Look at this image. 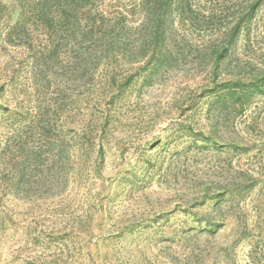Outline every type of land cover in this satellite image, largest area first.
Returning <instances> with one entry per match:
<instances>
[{"label": "rangeland", "instance_id": "374dc122", "mask_svg": "<svg viewBox=\"0 0 264 264\" xmlns=\"http://www.w3.org/2000/svg\"><path fill=\"white\" fill-rule=\"evenodd\" d=\"M94 4L52 53L0 0V264H264V0Z\"/></svg>", "mask_w": 264, "mask_h": 264}, {"label": "trees", "instance_id": "16d2710c", "mask_svg": "<svg viewBox=\"0 0 264 264\" xmlns=\"http://www.w3.org/2000/svg\"><path fill=\"white\" fill-rule=\"evenodd\" d=\"M18 1V0H15ZM36 3V6H38V10L41 13V18L43 19H37V21H43V24L47 26L49 29H51V34L48 35V39L50 41V49L51 52H54V41L53 37L56 38L64 36L69 40L76 39L79 37L80 42L78 43L80 49L83 50V52L90 51L93 47L96 46L98 42L106 43L107 45L110 44V40L107 39V36H105L103 33L100 32V30L103 29V25L101 22L102 19L97 16V12H94L95 9V0H34ZM152 5V8L155 11L159 8V14L158 16L155 15V21L158 23H161V21H164L166 18L167 9L174 5V0L172 3V0H143V5ZM259 2H255L250 6V8L247 10V17H250L251 14L255 11V9L258 7ZM245 15V17H246ZM25 14H21L19 19L15 22L14 25L10 27L11 31H19L23 27L24 22L29 21L26 20ZM45 16V18L43 17ZM102 16V14L100 15ZM99 19V20H98ZM243 23V20H241V24ZM242 26V25H241ZM240 27V26H239ZM103 38V39H102ZM154 41L156 43V46H159L160 42L164 43V34L163 32H157L156 35H154ZM49 49V50H50ZM226 51L223 49L220 53H224ZM83 62L86 63L84 60ZM85 75V74H83ZM261 84H251L249 88H242L240 92L237 94L233 90H229V97H234L236 95H239V97H242L246 101L251 96L254 95H260ZM209 119H212V117H209ZM206 193L198 194L193 198V205H201L204 204L205 201L208 199L206 196ZM192 218H197V214H191ZM202 218L205 217V215L201 216ZM210 227V226H209ZM208 229V231H211V229Z\"/></svg>", "mask_w": 264, "mask_h": 264}]
</instances>
